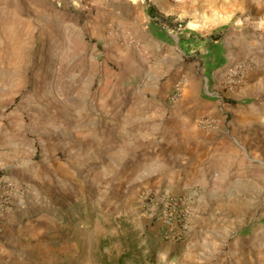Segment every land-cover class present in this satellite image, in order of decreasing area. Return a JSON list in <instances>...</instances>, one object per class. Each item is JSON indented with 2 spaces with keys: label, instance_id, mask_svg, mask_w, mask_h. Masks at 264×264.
<instances>
[{
  "label": "rangeland",
  "instance_id": "obj_1",
  "mask_svg": "<svg viewBox=\"0 0 264 264\" xmlns=\"http://www.w3.org/2000/svg\"><path fill=\"white\" fill-rule=\"evenodd\" d=\"M212 38L234 45L221 79L239 63L248 77L264 56V0H0V123L24 125L30 164L9 181L26 208L7 263L264 264L250 235L264 212L226 209L207 231L189 191L149 176L161 140L150 103L204 78ZM147 190L190 199L186 240L163 239Z\"/></svg>",
  "mask_w": 264,
  "mask_h": 264
},
{
  "label": "crops",
  "instance_id": "obj_2",
  "mask_svg": "<svg viewBox=\"0 0 264 264\" xmlns=\"http://www.w3.org/2000/svg\"><path fill=\"white\" fill-rule=\"evenodd\" d=\"M205 44L202 52L212 64L204 68V78L189 80L176 101L164 96L150 103L144 122L161 139L155 165L149 171L153 183L164 181L172 193L189 191L192 223L198 226L196 222H200V228L208 231L206 224L211 221L216 227L226 209L237 211L243 206V211L264 212V56L240 89L224 90L219 67L232 59L234 45L213 38ZM204 115L215 117L213 128L203 129L198 124V117ZM27 147L21 122L14 129L0 123V185L10 180L18 183L19 175L27 176ZM22 194L17 187L3 214L0 264H10L6 262V244L12 233L17 236L22 229L25 216L21 210L26 206ZM208 212L209 217L204 215ZM235 220L231 219L234 225ZM250 226L255 230L250 234L254 238L251 243L259 242L252 250L264 254V214ZM205 231L201 232L207 234Z\"/></svg>",
  "mask_w": 264,
  "mask_h": 264
},
{
  "label": "built area",
  "instance_id": "obj_3",
  "mask_svg": "<svg viewBox=\"0 0 264 264\" xmlns=\"http://www.w3.org/2000/svg\"><path fill=\"white\" fill-rule=\"evenodd\" d=\"M247 74L248 66L244 63L227 67L222 86L224 89L238 90L244 85ZM182 88L183 85L179 83L176 87L177 92L180 93ZM215 123V120L207 117L201 122L205 129L213 128ZM11 190L10 183L7 181L0 185V230L3 225V214L8 209L10 196H12ZM142 195L150 217L161 225L163 239L170 243L186 240L189 231L190 199L187 196L173 195L164 190H147Z\"/></svg>",
  "mask_w": 264,
  "mask_h": 264
}]
</instances>
